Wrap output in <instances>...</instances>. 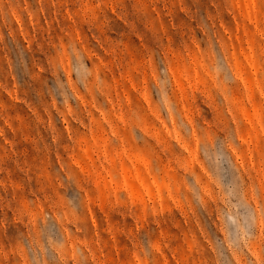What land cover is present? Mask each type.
<instances>
[{
    "label": "rangeland",
    "instance_id": "374dc122",
    "mask_svg": "<svg viewBox=\"0 0 264 264\" xmlns=\"http://www.w3.org/2000/svg\"><path fill=\"white\" fill-rule=\"evenodd\" d=\"M0 264H264V0H0Z\"/></svg>",
    "mask_w": 264,
    "mask_h": 264
}]
</instances>
